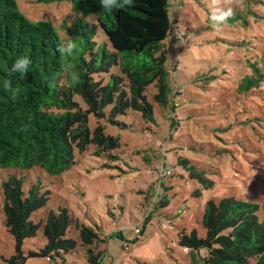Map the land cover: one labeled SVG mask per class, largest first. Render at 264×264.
<instances>
[{
	"label": "rangeland",
	"instance_id": "rangeland-1",
	"mask_svg": "<svg viewBox=\"0 0 264 264\" xmlns=\"http://www.w3.org/2000/svg\"><path fill=\"white\" fill-rule=\"evenodd\" d=\"M15 1L23 16L50 22L62 39L63 23L72 27L77 18L67 0ZM208 2L168 0V91L161 105L155 87L146 90L152 120L134 111L117 117L116 126L91 118L90 129L102 126L105 135L118 138V147L99 156L93 145L76 150L72 168L58 176L38 168L0 169V205L1 184L10 175L22 179L26 195L33 185L48 193L46 206L30 217L41 228L23 242V264H88V250L99 264H191L178 234L205 237L201 220L209 201L264 203V79L256 89L238 91L249 63L264 71V0H233L234 21L221 31L211 27ZM85 18L91 27L93 17ZM93 39L108 45L99 29ZM60 209L72 221L65 237L76 249L48 260L37 254L46 244L42 225L49 212ZM4 221L1 210L0 264L14 254ZM83 227L93 235L85 244Z\"/></svg>",
	"mask_w": 264,
	"mask_h": 264
},
{
	"label": "trees",
	"instance_id": "trees-1",
	"mask_svg": "<svg viewBox=\"0 0 264 264\" xmlns=\"http://www.w3.org/2000/svg\"><path fill=\"white\" fill-rule=\"evenodd\" d=\"M67 1L77 18L72 27L63 23L67 37L62 39L50 22L30 21L15 0H0V169L38 168L50 176L61 175L74 165L76 150L93 145L99 156L118 147V138L105 135L102 126L90 129L91 118L116 126L120 124L117 117L134 111L152 120V105L145 96L151 85L156 89L154 99L166 103L163 42L172 28L168 0H133L131 7L111 13L103 11L100 0ZM85 17H93L91 27ZM96 29L111 51L107 43L94 41ZM68 39L78 44V51L61 57L56 47ZM19 56L32 60L24 79L9 71ZM66 64L75 65L76 82L62 71ZM249 68L250 74L238 85L243 93L258 88L264 79V71L254 63ZM102 75L109 76L106 82L96 79ZM6 78L20 87L16 101L3 89ZM22 182L10 175L1 184L0 211L14 241V254L7 264L25 262L23 242L41 228L30 217L48 200V193H40L35 185L26 195ZM71 223L65 209L49 212L42 225L46 244L37 254L53 260L73 252L76 242L65 237ZM201 224L204 238L195 232L178 234V244L189 251L191 264H264V203L234 197L209 201ZM92 236L91 229L80 230L84 244ZM201 250L207 252L205 257L198 255ZM88 253V264H99L98 256Z\"/></svg>",
	"mask_w": 264,
	"mask_h": 264
},
{
	"label": "clouds",
	"instance_id": "clouds-1",
	"mask_svg": "<svg viewBox=\"0 0 264 264\" xmlns=\"http://www.w3.org/2000/svg\"><path fill=\"white\" fill-rule=\"evenodd\" d=\"M233 0H209V20L211 27L216 31H221L228 21L234 16V9L230 6ZM103 11L111 13L113 10H121L125 7H131L133 0H100ZM229 5V6H225ZM57 52L61 57H71L76 51H78V44L68 39L62 42L56 47ZM32 60L28 56H19L12 63L10 73H16L21 79L26 77V73L30 69ZM62 71L69 75L73 82L78 79L77 73L75 72V65L66 64L62 67ZM2 86L5 92L9 93V97L12 101H16L20 94V87L13 86L10 79H4Z\"/></svg>",
	"mask_w": 264,
	"mask_h": 264
}]
</instances>
